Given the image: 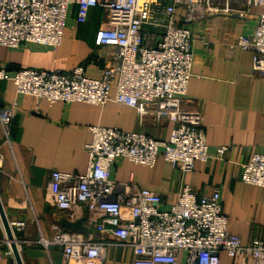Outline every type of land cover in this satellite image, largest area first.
Returning a JSON list of instances; mask_svg holds the SVG:
<instances>
[{"label": "built area", "instance_id": "built-area-1", "mask_svg": "<svg viewBox=\"0 0 264 264\" xmlns=\"http://www.w3.org/2000/svg\"><path fill=\"white\" fill-rule=\"evenodd\" d=\"M72 7L77 24L85 23L93 8L105 14L96 45H112L115 54L101 76L87 77L82 67L70 72L0 69V81L48 105L83 102L102 107L113 90L115 103L141 118L152 116L156 125L165 119L172 128L167 141H158L142 133L90 127L85 172L51 173L52 205L60 212H84L96 232L112 238L93 241L57 230L51 244L61 249L64 264H96L109 246L130 248L132 264H220L221 253L233 264H264V238L242 245L227 231L218 189L197 197L184 185L174 203L164 207L158 195L111 179L112 167L123 159L152 168L161 157L182 173L192 171L196 162L224 159L227 147L210 153L199 113L179 108L194 60L192 33L177 22L176 13L184 12L182 23L216 15L254 19L252 33L238 37L235 46L251 52L252 70L264 79V0H0V47H59ZM8 120L0 109V123L6 126ZM240 180L264 189V153L252 154L241 166Z\"/></svg>", "mask_w": 264, "mask_h": 264}, {"label": "crops", "instance_id": "crops-1", "mask_svg": "<svg viewBox=\"0 0 264 264\" xmlns=\"http://www.w3.org/2000/svg\"><path fill=\"white\" fill-rule=\"evenodd\" d=\"M192 33L193 66L181 112L200 115L205 143L213 153L227 147L224 159L196 162L192 171L182 173L158 157L152 168L119 160L111 179L148 190L161 197L164 207L176 200L188 185L197 197H208L218 189L227 231L242 245L264 238V189L240 180L241 166L254 153H264V79L252 70V54L235 46L241 35H250L254 19L221 15L197 17L182 23ZM76 8L70 9L61 45L55 49L21 44L16 49L0 47V69L70 72L82 67L90 78H99L114 57L115 47L97 46L96 35L106 22L102 9L93 8L87 21L77 24ZM111 100L104 106L83 102H56L19 95L13 85L0 81V109L8 113L6 126L0 123V203L22 264H64L61 249L51 244L57 230L78 232L93 241L108 234L95 231L85 213L60 212L52 205L49 190L53 171L83 174L87 167L86 147L90 127L117 128L167 141L172 123L152 116L139 117L132 108ZM14 223H23L20 229ZM75 224V227L66 226ZM128 247H107L96 264H132ZM183 255H178L182 260ZM220 264H233L220 254ZM0 264H16L0 220ZM66 264H85L84 262Z\"/></svg>", "mask_w": 264, "mask_h": 264}, {"label": "water", "instance_id": "water-1", "mask_svg": "<svg viewBox=\"0 0 264 264\" xmlns=\"http://www.w3.org/2000/svg\"><path fill=\"white\" fill-rule=\"evenodd\" d=\"M0 220H1V223H2V225L4 227V230H5V233H6V238H7L8 242H9L11 253H12L13 257H14L15 263L16 264H22L21 263V259H20V255H19V250H18V247H17V243L14 240V236H13L11 227H10L9 223L7 222V220L5 218L1 203H0ZM66 226L75 227L76 225L75 224L66 223Z\"/></svg>", "mask_w": 264, "mask_h": 264}]
</instances>
